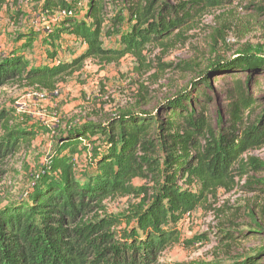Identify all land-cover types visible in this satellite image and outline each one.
<instances>
[{
    "label": "trees",
    "instance_id": "16d2710c",
    "mask_svg": "<svg viewBox=\"0 0 264 264\" xmlns=\"http://www.w3.org/2000/svg\"><path fill=\"white\" fill-rule=\"evenodd\" d=\"M11 1L19 3L0 0V16ZM141 1L130 0V6L110 17L108 0H86L79 13L63 0H47L45 10L57 18L56 27L42 37L34 30L17 36L13 50L0 57V88L27 82L54 90L62 77L87 59L121 60L129 54L140 58L144 49L170 36L173 29L184 28L210 7L235 0H191L160 9H155V0L145 5ZM62 35L84 42L85 52L63 49ZM111 38H116L119 49L105 47L103 40ZM38 41L46 64L31 66L23 54L33 52ZM240 53L219 70L222 75L246 70L264 76L263 55L250 54L249 47ZM208 74L209 70L203 73ZM189 89L178 94L164 119L128 111L105 123L65 129L56 138L51 172L31 186L25 199L0 208V264H158L167 247L179 241V226L203 204L206 194L219 187L232 189L236 177L262 170L259 159L242 157L264 146V121L240 128L241 109L249 106L240 83L230 93L240 101L234 121L219 132L204 114L190 111ZM0 120V160L18 154L42 130L15 129L12 116L5 114ZM89 155L94 173L79 179L75 157ZM135 179L154 182V194L129 215L99 216L105 211L103 201L110 197L148 195L146 188L133 187ZM256 183L249 179L246 188ZM254 259L238 264H255Z\"/></svg>",
    "mask_w": 264,
    "mask_h": 264
},
{
    "label": "rangeland",
    "instance_id": "374dc122",
    "mask_svg": "<svg viewBox=\"0 0 264 264\" xmlns=\"http://www.w3.org/2000/svg\"><path fill=\"white\" fill-rule=\"evenodd\" d=\"M46 1L19 0L18 5L11 1L4 9L0 16V57L13 50L19 34L34 30L42 37L56 27L58 20L45 10ZM63 1L78 13L87 5L86 0ZM108 1L110 17L131 5L130 0ZM146 1L142 0V5ZM189 1L154 2L155 9H160L161 5L175 7ZM61 37L63 49L85 52L87 46L81 40ZM103 41L105 47L119 49L116 38ZM245 47L250 48V54L264 56V0H235L227 6L210 7L184 28H175L170 36L149 45L140 58L129 54L121 60L87 59L81 68L62 77L54 90L27 82L0 88V115L12 116L13 128L42 129L30 144L21 146L18 154L14 152L0 160V208L25 199L31 186L51 172L50 158L58 146L56 138L69 126L77 130L85 123H105L128 111L147 112L164 119L178 102L175 98L187 87L190 111L197 116L204 114L217 132L234 121V108L240 101L230 93L237 83L249 104L241 109L244 126L240 128L263 122V74L238 70L228 75H222L224 71L203 75L218 62V57L231 61L241 56ZM41 49L38 41L33 52L23 54L31 66L46 64L45 58L40 57ZM66 57L69 60L72 53ZM169 100L173 102L167 103ZM249 156L264 165V146L242 155L245 160ZM92 159L91 155L75 157L77 178L93 175ZM160 160L163 162L162 155ZM249 179L257 183L246 188ZM235 182L232 189L219 187L206 194L203 204L179 226V241L167 247L158 264H238L251 258H255V264H264V168L236 177ZM132 185L135 189L146 188L148 195L110 197L103 201L105 211L99 216L129 215L156 188L150 179H135Z\"/></svg>",
    "mask_w": 264,
    "mask_h": 264
},
{
    "label": "water",
    "instance_id": "95a60500",
    "mask_svg": "<svg viewBox=\"0 0 264 264\" xmlns=\"http://www.w3.org/2000/svg\"><path fill=\"white\" fill-rule=\"evenodd\" d=\"M237 58H234L233 60H224V59H219L218 62H215L211 67H210V72L209 74H213L214 72H218L222 67L226 66L227 64L235 61Z\"/></svg>",
    "mask_w": 264,
    "mask_h": 264
}]
</instances>
